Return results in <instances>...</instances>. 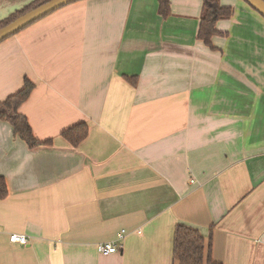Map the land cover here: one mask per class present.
<instances>
[{
  "label": "crops",
  "instance_id": "1",
  "mask_svg": "<svg viewBox=\"0 0 264 264\" xmlns=\"http://www.w3.org/2000/svg\"><path fill=\"white\" fill-rule=\"evenodd\" d=\"M33 1L0 0V21ZM169 2L163 19L157 0H80L0 43V103L28 79L19 113L52 141L0 120V264H174L177 225L216 262L264 264V18L220 0L208 47L202 0Z\"/></svg>",
  "mask_w": 264,
  "mask_h": 264
},
{
  "label": "trees",
  "instance_id": "2",
  "mask_svg": "<svg viewBox=\"0 0 264 264\" xmlns=\"http://www.w3.org/2000/svg\"><path fill=\"white\" fill-rule=\"evenodd\" d=\"M47 1L49 0H34L21 10L0 21V28ZM157 1L159 16L163 19L167 18L170 14L169 0ZM232 15V7L221 5L220 0H202L197 39L204 45L212 47L211 39L221 35L217 30V23L230 20ZM33 89L34 84L25 79L21 90L0 103V120L9 123L14 135L30 149L52 144L51 140L43 142L37 140L33 136L26 117L19 113L20 106L28 99ZM87 135L88 126L85 123H79L63 131L61 136L70 147L77 148L87 138ZM7 196L6 182L0 176V200H4ZM173 262L174 264H221L212 259L211 239L206 240L198 230L183 225H177L174 229Z\"/></svg>",
  "mask_w": 264,
  "mask_h": 264
},
{
  "label": "water",
  "instance_id": "3",
  "mask_svg": "<svg viewBox=\"0 0 264 264\" xmlns=\"http://www.w3.org/2000/svg\"><path fill=\"white\" fill-rule=\"evenodd\" d=\"M80 0H49L44 4L37 6L36 8L28 11L27 13L16 18L11 23L0 28V43L4 40L14 36L18 32L22 31L26 27L35 23L36 21L44 18L50 13L75 3ZM250 8L256 11L260 16L264 18V0H243Z\"/></svg>",
  "mask_w": 264,
  "mask_h": 264
},
{
  "label": "built area",
  "instance_id": "4",
  "mask_svg": "<svg viewBox=\"0 0 264 264\" xmlns=\"http://www.w3.org/2000/svg\"><path fill=\"white\" fill-rule=\"evenodd\" d=\"M125 232L121 231L118 235V240L122 239ZM8 241L11 244L25 246L28 244V238L25 235L11 234L8 236ZM120 248V247H119ZM118 246L113 242L99 243L96 245V250L101 255H111L119 252Z\"/></svg>",
  "mask_w": 264,
  "mask_h": 264
},
{
  "label": "rangeland",
  "instance_id": "5",
  "mask_svg": "<svg viewBox=\"0 0 264 264\" xmlns=\"http://www.w3.org/2000/svg\"><path fill=\"white\" fill-rule=\"evenodd\" d=\"M247 5V4H246Z\"/></svg>",
  "mask_w": 264,
  "mask_h": 264
}]
</instances>
